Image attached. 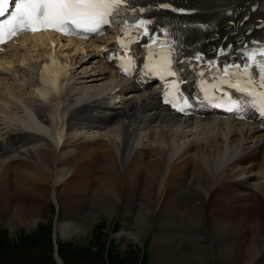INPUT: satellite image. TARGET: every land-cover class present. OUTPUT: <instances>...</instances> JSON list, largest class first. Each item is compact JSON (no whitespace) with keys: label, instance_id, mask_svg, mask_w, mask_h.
<instances>
[{"label":"bare ground","instance_id":"6f19581e","mask_svg":"<svg viewBox=\"0 0 264 264\" xmlns=\"http://www.w3.org/2000/svg\"><path fill=\"white\" fill-rule=\"evenodd\" d=\"M49 38L20 41L21 63L30 51L26 46L41 57L38 62L29 56L34 60L28 64L36 67L29 98L0 85V114L7 118L0 123V233L30 234L49 217L51 204L58 209L56 232L68 241L87 238L94 223L117 214L130 223L117 236L120 241L141 242L152 219L157 226L151 264H184L171 254L174 240L165 236L184 207L192 220L203 218L198 255L204 264H264V134L228 120L186 124L158 107L152 94L131 93L115 104L113 92L117 87L115 94L123 92L115 72L93 66L95 55L79 46L64 55ZM8 61L0 57V70H8ZM21 71H10L17 89ZM77 75L80 92L75 94L71 85ZM105 95L109 102L100 99ZM9 103L18 106L19 115L7 111ZM58 113L60 128L53 119ZM99 123L110 125L100 129ZM78 193L95 200L88 213L90 208L79 210L84 205L70 208Z\"/></svg>","mask_w":264,"mask_h":264},{"label":"rangeland","instance_id":"374dc122","mask_svg":"<svg viewBox=\"0 0 264 264\" xmlns=\"http://www.w3.org/2000/svg\"><path fill=\"white\" fill-rule=\"evenodd\" d=\"M63 52L62 53L64 55L71 56L70 52H66V51H63ZM64 58H67V56H65ZM30 70L33 73H30L29 74L30 76L26 74L27 76L24 77L25 79H23V82L21 81V85L27 86L29 80H30V85H32L33 82L34 83L36 82L35 67L33 68L31 67ZM24 80L26 84H24ZM100 85L102 84L99 83L97 86H100ZM7 86L8 87L10 86V81L7 82ZM15 87H14V90L23 91L22 95L25 94L24 95L25 99L29 98V96L33 94L32 92H30L32 91L31 88L29 89L26 88V91H28L27 93L26 91L19 90ZM10 88H12V86H10ZM78 88H80L79 85H78ZM56 104H58V102H56ZM12 105H13L12 103H9V108H11L9 110L10 111L13 110L15 112L14 114L19 115L20 111L14 109L15 107ZM46 106H48V104ZM46 110L48 112V119H49L50 114L48 111V107ZM61 114L59 113L58 115L56 114L54 118L52 116V118L55 119V121L57 122L58 128L62 126L63 119L61 120L59 118ZM0 115L3 116L2 114ZM6 120H7L6 117H0V123H4ZM53 129L54 130L52 131L51 135L55 136V129H56L55 125ZM81 195L82 194L78 193L76 195V198L73 199L74 202L70 204L69 206L70 208L78 209L80 208L81 205L82 206L84 205L83 207L81 206L82 208L79 210H83V208H86V207L90 208V210L86 211L88 213L89 211H91V208L93 206L91 204H94L95 200L92 199L93 200L92 201L91 198H89L88 196L86 195L81 196ZM82 197H84L83 200H82ZM132 201L133 200H128V202L131 203V206L135 203ZM185 209L184 207L181 208L180 212L177 213L178 218H177V221L172 225V229L170 230V232L165 233L166 237L174 240L173 250L171 251V254L175 256H181L178 258L183 259L184 264H190V263L191 264H204V262L202 261V257L198 255V250H200L202 246L200 244V242L202 241L201 238H203L202 232H203V229L206 230V228L204 227L203 218L195 217V219L192 220V218L189 215L190 209L188 208L185 211L187 214L184 212ZM94 210L95 208H93V211ZM48 212L50 213L49 217H47V219L45 220L38 222V225L34 226L30 230L29 232L30 234H28L26 231L19 232V233L16 232L15 234L10 233V232H8L7 234L6 233L4 234L2 232L0 233V264H61L57 260L58 258H56L55 260L54 258L55 255H57V257H59L61 262L63 261L64 264H151L153 262L154 255H153L152 249H153V240L155 238L154 233L156 232L155 228L157 224L154 223L153 225L152 219L150 220V223H152L150 224V229L148 230L147 228V230L143 231L144 236L142 235V237L140 238L141 242L138 240V242L135 243L133 242L132 239H128L127 241H123V242L120 241L119 237L117 236L121 234L124 227L126 225L128 226V224L130 225V223L127 220H124L121 217L116 216L117 215L116 211H114V215L116 214L115 216H113V214H108L107 216L108 219L101 218L100 221L94 223V225L92 226L93 233L89 234L90 237L88 236L87 238L81 241L79 240V238L73 237V241H68L66 238H64V236L56 232L55 218L57 217V214H58V209L56 205L51 204ZM97 216L100 217L101 215H97ZM184 221L185 222L187 221V222L184 223ZM201 224L203 225V227ZM134 226L132 227L134 228L133 231H135V228H136ZM184 229L186 230L184 231ZM185 236L186 237L188 236L190 239L188 237L186 238ZM184 241L189 242V243L186 244V242ZM125 244L130 245L128 251L127 250L121 251V247L124 246ZM193 252L194 253L196 252V253L194 254ZM187 253H189L192 258ZM189 261L191 262L189 263ZM213 264H216V263L214 262Z\"/></svg>","mask_w":264,"mask_h":264},{"label":"snow or ice","instance_id":"6c2138e0","mask_svg":"<svg viewBox=\"0 0 264 264\" xmlns=\"http://www.w3.org/2000/svg\"><path fill=\"white\" fill-rule=\"evenodd\" d=\"M125 3L126 0H0V33L11 37L49 27L61 32L71 28L96 32L101 25L115 22ZM257 54L264 57V49L252 53L248 59L259 71L249 74L246 64L243 73L248 76L247 86L253 93L255 88L261 89L258 95L264 102V60H256ZM235 67L240 71L239 66ZM162 68L167 70L166 65ZM224 72L227 74L228 69Z\"/></svg>","mask_w":264,"mask_h":264}]
</instances>
